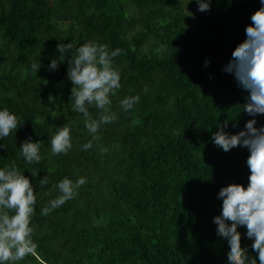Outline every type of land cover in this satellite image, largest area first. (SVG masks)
<instances>
[{"label": "trees", "instance_id": "obj_1", "mask_svg": "<svg viewBox=\"0 0 264 264\" xmlns=\"http://www.w3.org/2000/svg\"><path fill=\"white\" fill-rule=\"evenodd\" d=\"M188 3L0 0V108L18 119L16 134L0 140V167L15 161L36 195L37 247L17 264H227V243L212 222L220 213L217 193L247 185L249 152H225L211 136L219 123L228 121L225 130L237 134L253 118L239 115L247 93L223 68L260 4L211 0V10L200 12L195 0ZM89 41L122 50L113 58L121 88L108 106L117 119L101 125L95 139L72 111L68 54L57 70L48 67L60 56L58 43L75 48ZM39 61L37 73L31 65ZM135 95L139 102L124 111L120 101ZM87 107L98 119L99 110ZM256 119L257 127L264 124V115ZM63 125L72 148L53 154L50 138ZM29 137L40 142L38 164L20 155ZM89 140L93 147L83 150ZM80 176L87 182L78 194L41 216L59 194L53 185ZM239 231L255 255L245 229Z\"/></svg>", "mask_w": 264, "mask_h": 264}, {"label": "clouds", "instance_id": "obj_2", "mask_svg": "<svg viewBox=\"0 0 264 264\" xmlns=\"http://www.w3.org/2000/svg\"><path fill=\"white\" fill-rule=\"evenodd\" d=\"M193 0H189V3ZM188 3V4H189ZM198 11L211 10V0H195ZM260 7L251 16L250 25L245 28L246 39L239 43L231 54V59L223 71L234 76L237 86L247 95L242 104L241 113H247L252 119L246 121L244 130L231 134L228 121L218 124V131L212 133L211 140L218 148L228 152L236 147L247 149L246 160L250 172L248 183H233L223 186L217 193L221 201L220 213L213 217L216 235L226 241L227 264H264V124L257 127V117L264 115V0H259ZM192 15V13H191ZM60 56L51 59L48 67L57 70L61 61L68 54L67 78L72 82L70 101L72 111L82 114L84 127L92 138H96L101 125L110 124L117 116L108 107L110 96H115L121 88L120 72L113 66V58L121 54V49L109 51L105 44L89 41L78 47L73 43H58ZM210 64L205 60V67ZM41 62H34L31 69L39 71ZM52 99L51 97L49 98ZM140 100L139 95L126 96L120 101L124 111H131ZM94 105L99 110L98 119H91L87 106ZM20 127V126H19ZM18 129L16 115L7 108H0V140ZM40 142H33L29 137L21 146L20 155L28 165L41 161ZM4 147L0 144V148ZM93 147L92 141L82 145L83 150ZM53 154H67L72 148L71 129L67 125L57 128L50 138ZM36 177V174H32ZM86 178L78 177L75 181L64 177L53 185L58 195L41 207L40 215L48 216L67 201L72 200L78 189L86 184ZM49 183L48 175L39 179L41 187ZM36 195L30 178L22 174L15 161L10 166L0 167V264H17L27 255L34 253L37 245L33 240L35 226ZM249 246H242V233Z\"/></svg>", "mask_w": 264, "mask_h": 264}]
</instances>
